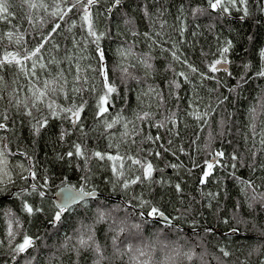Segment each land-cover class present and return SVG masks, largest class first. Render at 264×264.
I'll list each match as a JSON object with an SVG mask.
<instances>
[{
    "label": "trees",
    "instance_id": "16d2710c",
    "mask_svg": "<svg viewBox=\"0 0 264 264\" xmlns=\"http://www.w3.org/2000/svg\"><path fill=\"white\" fill-rule=\"evenodd\" d=\"M5 2L0 60L21 62L0 65V137L32 176L0 189V264H264V0H96L99 41L83 7L61 20L60 0ZM65 183L101 194L55 221Z\"/></svg>",
    "mask_w": 264,
    "mask_h": 264
},
{
    "label": "snow or ice",
    "instance_id": "6c2138e0",
    "mask_svg": "<svg viewBox=\"0 0 264 264\" xmlns=\"http://www.w3.org/2000/svg\"><path fill=\"white\" fill-rule=\"evenodd\" d=\"M235 0H228V3L232 4L234 3ZM96 3V0H60V3H57L56 5V10L52 13L53 16H57L59 17L61 20L64 19L65 16L68 15L69 12L72 11L73 8H78V7H83V17L82 19L84 21H87L88 22V26H89V32L91 35L95 36V39L97 41H99L100 39V36L96 35L94 32H92V22H91V13L90 11L88 10L90 6L94 5ZM115 3L116 4H119L120 3V0H115ZM61 4H67V5H70L68 7H62ZM31 7L35 8L37 7V5L35 3H32L30 5ZM43 7H47V5H41ZM210 6L212 8H222L223 7V0H215V3H212L211 0H210ZM225 11H227L226 8H224ZM8 11L7 9V5H6V2L5 0H0V12L2 13H6ZM60 25L59 24H56L53 28V31H55L57 28H59ZM11 33H9V38H11ZM43 47V44H40L32 53L31 55L32 56H35L37 53L40 52V49ZM225 53L228 51L227 48H225L223 50ZM99 55H100V59L103 60V51L100 50L99 51ZM11 57V58H9ZM29 57L28 56H25L23 57V59H28ZM5 62L7 63H20V59L17 58V54H12V53H9L7 55L4 56V58L2 60H0V65H3ZM221 63L220 60H217L215 61L212 65H210V69L211 71L215 72V71H218V68H217V65H219ZM226 63V61H225ZM193 71H195V69H193ZM101 73L103 76H107V71L105 70L104 66L102 65L101 67ZM181 75H183V73H181ZM258 75H264V72H261V73H258ZM45 88H47V83H45ZM116 89L114 87H112L111 85H107L106 84V94L101 97V100H100V112L103 113L105 112L107 109L103 106L104 104L107 103V100H108V95H110L112 92H115ZM45 95L44 92H40L39 94V97L37 98H41ZM52 105H49V108H51ZM64 111H67V112H71L72 115L74 117H79L80 115V112L82 111V107H79V108H76L75 111H73L72 109H65ZM30 114V113H29ZM55 114V113H54ZM147 115V114H145ZM46 122V121H45ZM111 126V125H109ZM4 127L3 125H0V128ZM76 150H77V153L78 154H82L80 152V146L79 145H76ZM73 153L69 152L68 155L71 156ZM96 156L100 157V158H103L102 155L100 153H95ZM217 155H223L222 153H217ZM109 159H115V157H109ZM136 163H140V161H135ZM208 169L210 170L213 165L212 164H208ZM153 171V167L150 163H148L146 165V168H145V175L146 176H150L151 173ZM209 173L208 172H205V176H207ZM34 175V173H33ZM139 179V178H137ZM135 182V181H133ZM127 187V185H125ZM35 187V186H34ZM41 195H43V193H41ZM91 193H85L83 192L82 190H78L76 192H70L67 197H66V200L63 204H61L59 206V211L56 212L55 214V221H60L61 219V215L62 213H64L65 211H68L70 210V206L71 204L73 203H76L78 200H81L83 199L85 196H90ZM25 211H27L28 213H32L33 212V208L30 206V205H27L25 204ZM158 212L157 209L153 208L152 209V215H156ZM160 215H163L162 213H160ZM134 227H139V225H134ZM8 235L9 236H12L13 235V232H12V229H11V222L9 223V232H8ZM92 240V237L89 236L87 240L81 238L79 240V244L80 246L82 247H87L89 245V241ZM2 243V242H0ZM34 246V240L32 237L28 236V235H25L23 237V242L18 244L14 251L16 253H23V252H26L30 247H33ZM96 251L97 252H100V248H99V245L96 246ZM225 255H228L227 252L224 253ZM189 259H191V257H189Z\"/></svg>",
    "mask_w": 264,
    "mask_h": 264
},
{
    "label": "water",
    "instance_id": "95a60500",
    "mask_svg": "<svg viewBox=\"0 0 264 264\" xmlns=\"http://www.w3.org/2000/svg\"><path fill=\"white\" fill-rule=\"evenodd\" d=\"M116 5H118V4H116ZM112 9H113V7H111L109 11L111 12ZM217 68H218V69L229 70V69H230V65H229V63H228L227 61H226V63H225L224 60H221V63H220L219 65H217ZM72 119H73V122H74V124H75V123H76V120H77V117L72 116ZM217 153H222V154H223V152H216L215 154H213V155L211 156V160L214 161V162L219 161V159L223 156V155H219V156H218ZM78 190H82V191L85 192V193H91V195H90V196H85L83 199L78 200L76 203L71 204V206L74 205V204L80 203V202L83 201L84 199L92 198V197H97V196H99V195L101 194V193H100L99 191H97V190H86V189H84L83 187H75L74 185H72V184H70V183H65V184L59 186V187L55 190V192H54L53 195H52V198H53V200H54L56 206L59 208V206L65 202L66 197H67V195H68L70 192H76V191H78ZM160 213H162L163 215H160ZM153 218H155V219H157V220H159V221H161V222H163V223H167V224H173V223H174L173 220H172L171 218H169V217H168L165 213H163V212H159L157 215H154ZM211 229H212V230H216L217 227H216V226H213V227H211ZM235 232H236V230H231V231H230V233H235Z\"/></svg>",
    "mask_w": 264,
    "mask_h": 264
},
{
    "label": "rangeland",
    "instance_id": "374dc122",
    "mask_svg": "<svg viewBox=\"0 0 264 264\" xmlns=\"http://www.w3.org/2000/svg\"><path fill=\"white\" fill-rule=\"evenodd\" d=\"M3 125V124H0ZM4 142L2 138L0 137V189L4 188V184L6 182H10L14 175L17 174V172H21L23 169L25 170V175L31 177L32 176V170L29 166H27L25 163L22 164V161H14L13 158H11L9 155H7L5 149H4ZM213 162L210 158V162L208 164H212ZM211 170V169H210ZM207 166V171H210ZM25 176V177H26ZM157 215V214H156Z\"/></svg>",
    "mask_w": 264,
    "mask_h": 264
},
{
    "label": "bare ground",
    "instance_id": "6f19581e",
    "mask_svg": "<svg viewBox=\"0 0 264 264\" xmlns=\"http://www.w3.org/2000/svg\"><path fill=\"white\" fill-rule=\"evenodd\" d=\"M114 5H116V3L114 2V4L113 5H111L109 8H108V11L110 10V8L111 7H113L114 8Z\"/></svg>",
    "mask_w": 264,
    "mask_h": 264
}]
</instances>
